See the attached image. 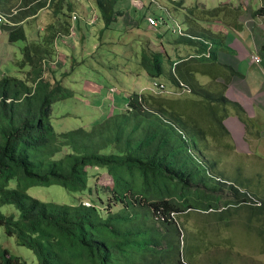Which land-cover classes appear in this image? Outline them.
Masks as SVG:
<instances>
[{
    "label": "trees",
    "instance_id": "16d2710c",
    "mask_svg": "<svg viewBox=\"0 0 264 264\" xmlns=\"http://www.w3.org/2000/svg\"><path fill=\"white\" fill-rule=\"evenodd\" d=\"M167 1L176 13L183 4V0ZM156 2L160 4L162 0ZM261 2L252 15L262 17L264 25V0ZM75 3L76 6L71 0H0L5 19L0 21L1 30L7 33L9 42L26 41L19 66H27L23 78L0 75L3 233L29 248L38 264H190L185 259V227L179 216L190 211L212 215L219 228L230 225L225 221V212L238 213L239 209L247 210L248 222L249 214L264 220V198L252 192V201L250 191L243 190V186L215 176L216 160L200 148L202 141L208 142L209 134L224 137L228 133L207 131L196 118L200 112L183 109L179 98L167 95L165 84L162 90L150 93L128 92L122 109L111 107L109 114L90 128L54 129L50 122L53 104L75 96V91L64 84L69 73L59 76L55 70L57 40L69 35L72 13L82 15L80 10L84 9ZM140 4L148 8L151 1L140 0ZM91 5L96 10L93 25L100 23L101 33L117 25L124 12L123 0H91ZM197 7L187 8L186 20L192 19L189 16L195 9L207 18L218 12L217 8ZM42 11L51 20L44 28L36 25L39 30L27 40L24 25L36 23ZM152 12L167 27L170 18H165L159 8ZM141 15L137 27L145 31L146 13ZM141 23H145L143 27ZM166 30L165 42L162 34L154 33L162 50L151 46L149 37H139V69L152 79L163 77L175 89L201 95L208 102L231 104L241 112L223 95L197 88L192 74L187 78L179 74V66L184 63L216 59L217 48L212 45H217V35L211 37L208 30L196 33L191 28L183 33L168 27ZM167 44H186L196 51L185 56L175 51L172 58L166 52ZM261 49L264 52V32ZM72 58L76 64V57ZM115 94L109 92L107 99L113 102ZM200 107L208 117L209 110L213 113L208 106ZM239 112L237 116L246 123ZM100 171L107 172L112 184L103 186L102 195L93 198L89 179ZM52 183L70 192L88 190L89 202L80 198L72 204L43 201L27 193L31 186ZM4 206H12V211L2 212ZM260 229L259 235L264 234V226ZM209 244L203 240L198 253L208 249ZM191 255L196 253H190L188 260ZM0 264L27 263L0 241Z\"/></svg>",
    "mask_w": 264,
    "mask_h": 264
},
{
    "label": "rangeland",
    "instance_id": "374dc122",
    "mask_svg": "<svg viewBox=\"0 0 264 264\" xmlns=\"http://www.w3.org/2000/svg\"><path fill=\"white\" fill-rule=\"evenodd\" d=\"M71 1L76 6L75 2L77 0L75 2ZM183 1L189 6L194 5L193 3L197 1H202L211 7L207 9L217 8L216 16L219 19L215 18L216 22L218 20V22H224V20L231 18L235 9H237L236 13L242 15L243 6L246 7V10H244L248 14V19H251L250 16H253L252 9L255 10L262 5L261 0H230L227 5H221V1L227 2V0ZM79 2L87 8L80 10L82 18L74 23L76 34L74 36H60L56 44L55 59L57 67L55 70H57V75L61 76L63 72H68L69 75L64 77V84L75 91L74 98L70 97L58 101L52 106L50 122L58 132L79 126L90 128L100 117L109 113L111 107L122 109L124 102L127 100L128 92L150 93L157 91V88L152 84L153 81L168 84L163 77L152 79L146 74H141L137 64L138 53L136 52L139 49L140 40L145 36L146 38L149 37V41L151 39V46L155 45L162 50L163 48L158 43L154 33L160 32L162 37L167 36V30H160L164 24L159 23L158 27L151 30L149 28L143 31L140 28V31H137L136 22L143 15L140 11L134 10H131L130 14L127 13L129 12L128 5L125 4L122 5L124 12L122 16H119L118 24L111 25L109 30L101 33L99 30L101 28L100 23L87 25L84 21L89 15L91 0H78L77 5H80ZM149 7L152 8L151 10L159 8V12L165 18H169L176 13L170 8V3L167 0H162L160 4L153 1ZM197 10L199 11V9L194 10V14L201 16ZM143 11L146 10L143 8ZM42 12L37 16L36 23L32 21L24 25L27 40H30L29 35L38 29L36 25L44 28L46 23L51 20L46 11ZM2 14L0 11V15ZM176 14V21L173 18L168 20V28L181 29L185 27L182 20L185 14L183 9L177 11ZM141 26L143 27V25ZM230 30L235 32L233 28H230ZM146 38L143 40L145 41ZM25 44L26 41L24 40L9 42L7 33L1 30L0 22V75L7 74L23 78L27 66L20 67L19 61L22 58L21 50ZM72 57H76L78 61L76 64ZM110 86L113 92L116 93L114 95L116 100L113 102L107 99ZM99 88L100 91H97ZM165 88L167 95L177 97L170 90L167 91L168 86ZM179 102L182 103L183 109L192 110L194 113L196 111L200 112L196 118L200 122H205L204 114L207 113L201 109V105H191L189 101L183 102L180 100ZM248 124L249 131H243V135L240 137L239 142L241 145L233 142L230 135L222 137L219 134H209L208 142L207 140L202 141L200 148L206 156L216 160L213 169L215 176L219 175L229 182L243 186V190L250 191L249 196L254 201L255 198H253L252 192L257 197L264 198V113H258ZM111 184L112 181L107 172L100 171L98 174H93L92 179H89L90 195L93 198L96 195H102V187ZM12 185L13 182L10 183V186ZM27 193L43 201L66 204H72L79 198L89 202L86 196L91 197L88 190L70 192L55 183L45 186H31L27 189ZM102 197L105 198V194ZM11 209L12 206L1 208L2 212L5 213L12 211ZM205 215L208 214L190 211L178 218L185 227V259L187 261L192 264H264V234L259 235L262 232L260 228L264 226L263 219L252 217L249 214L251 221L248 222L247 210L239 209L238 213L235 211L225 212V221L230 225L219 228V223L214 216ZM203 240L210 243L209 247L198 253ZM0 241L11 254L21 257L27 264H38L35 254L29 248L18 245L14 237H7L2 228H0ZM190 253H196V255H191L188 260Z\"/></svg>",
    "mask_w": 264,
    "mask_h": 264
},
{
    "label": "crops",
    "instance_id": "0c3cea01",
    "mask_svg": "<svg viewBox=\"0 0 264 264\" xmlns=\"http://www.w3.org/2000/svg\"><path fill=\"white\" fill-rule=\"evenodd\" d=\"M221 2V5H227L230 0ZM239 3L242 5L241 1H239ZM79 4L84 9L87 8V6L81 2H79ZM125 4L128 5L129 12L127 13L129 14L131 10H134L140 11L141 14L146 13L147 16L154 11L151 10V7L145 8L141 6L140 0H123V5ZM193 4L194 5L189 6L183 1L181 9H183L184 13H187V8L196 5L202 8H211L206 2L202 1H197ZM143 8L146 11H143ZM244 9L246 10V7L243 6L242 15L236 13L237 9H235V11L232 12L231 18L224 20V22H218L219 20L216 22L215 18H218V16L207 18L196 14L189 16L192 17V19L190 18L191 20H186L184 14L182 20L185 23V27L180 29L182 33L189 28L196 33H203L205 30H208L211 37L217 35L218 43L217 45L214 43L212 45L217 48L215 60L195 59L192 60V62L184 63L182 66H179V74L181 73L185 78H187L188 74H192V83H194L197 88L215 96L223 95L229 101L237 104L241 112L231 104H222L216 101L208 102V100H204L201 95H192L185 89L180 91L177 88L169 87L171 93L175 94V92H178V94L175 95L183 102L189 101L194 105L208 106L213 113L211 114L209 110L211 116L209 115L210 117H208L204 115V120L205 122L207 120V123L200 122V125L206 130L208 129V131H226V133L230 135L231 140L238 145H241L239 141L241 140L240 137H242L243 131H249L248 123H250L258 113H264V52L261 49L264 32L263 19L258 15L250 16L251 19H248V14L245 13L246 11ZM253 10L254 9H252V11ZM176 16L177 15H175V17L170 16L169 18L170 20L173 18L174 21H176ZM144 24L145 23H141L143 26ZM136 25H140L138 21ZM166 25L168 26V23ZM145 28L149 29L153 27H149L146 24ZM166 28V26H162L160 30L165 31ZM230 28H233L235 32L230 30ZM161 40L165 42V36L161 37ZM165 49L166 52L172 56L175 51H177L179 55L186 53L191 54L196 51V49L186 44H167L165 45ZM253 55H259L260 61L257 62L252 60ZM176 61L180 62L181 60ZM141 74L146 73L141 71ZM97 91L100 90L98 89ZM237 111L241 114V118L244 119L246 123L242 122L237 116ZM188 112L189 111H187V113ZM220 119H222L221 124L219 123Z\"/></svg>",
    "mask_w": 264,
    "mask_h": 264
},
{
    "label": "built area",
    "instance_id": "2783aa9c",
    "mask_svg": "<svg viewBox=\"0 0 264 264\" xmlns=\"http://www.w3.org/2000/svg\"><path fill=\"white\" fill-rule=\"evenodd\" d=\"M150 1L153 2V1H156V0H150ZM80 18H82V16L80 14H77L76 12H73L72 13V16H71L72 26L70 27V33H69L68 36H74V23H75V21H77V19H80ZM146 19H147V22H148V26L149 27H156L159 24L157 18L153 15V13L147 15L146 16ZM4 20H5L4 17L2 15H0V21H4ZM95 20H96V10L90 4V12H89V15L84 19V21L88 25H93L95 23ZM176 29L178 30V28H176ZM178 31L181 33L180 29ZM252 60L259 62L260 61L259 55H253L252 56ZM55 63H56V60H55ZM152 84H153L154 87L157 88V90H162L164 88V85L161 82L153 81ZM110 91L113 92V89L110 88Z\"/></svg>",
    "mask_w": 264,
    "mask_h": 264
}]
</instances>
